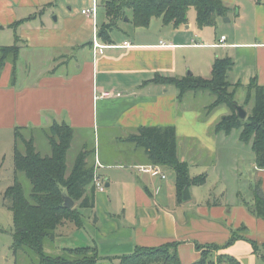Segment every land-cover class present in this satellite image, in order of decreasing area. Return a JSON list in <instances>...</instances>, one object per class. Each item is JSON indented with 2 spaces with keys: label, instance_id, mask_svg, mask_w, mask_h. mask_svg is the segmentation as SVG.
Segmentation results:
<instances>
[{
  "label": "crops",
  "instance_id": "1",
  "mask_svg": "<svg viewBox=\"0 0 264 264\" xmlns=\"http://www.w3.org/2000/svg\"><path fill=\"white\" fill-rule=\"evenodd\" d=\"M223 1L234 13L230 10L229 22L222 18L215 28L199 29L190 19L187 26L179 28L159 21L156 29L134 32V38L119 28L122 33H110L112 44L98 37L102 47L95 48L87 32L91 28L93 35L92 18L58 14V0H0V47L14 45L17 36L20 40L15 73L11 60L0 69V129L47 127L62 119L73 127L74 138L77 129L91 130L95 140L98 136L101 141L104 135L111 144L108 153L118 152L117 158L128 152L138 155L126 161L112 159L101 145L97 151L83 143L82 151L90 152L88 160L105 181L106 190L95 193L93 208L81 209L86 212H82L84 225L78 229L87 236V245L97 247L102 257L129 254L136 246L171 242L180 243L182 264L201 258L197 245L220 247L213 253L214 261L228 255L241 264H259L264 257L243 239L226 246L233 230L247 229L249 234L241 237L264 246V220L252 215L239 199V179H243L245 168L249 171L252 166L257 173L252 171L253 177L260 178L264 190V170L257 168L255 156L251 160L244 154L248 151L240 141L241 132L238 137L233 135L236 129L230 135L215 133L214 126L224 113L214 115V110L205 121L201 112L187 109L186 96L182 102L177 100L174 87L151 82L158 74L185 77V69L193 66L183 52L196 49L212 52L210 70L216 58L231 57L235 65L228 78L232 83L246 87L256 79L264 86V0ZM104 19L107 23V15ZM232 22L233 29L222 27ZM242 25L246 28L241 29ZM222 37V46H215ZM194 38L201 40L195 43ZM126 42L131 46L123 47ZM22 67H35L34 75H28L26 81L20 79ZM200 71L193 69L192 75L205 77V71ZM103 93L109 95L103 97ZM143 127H175L178 156L188 163L190 176L206 175V183L210 178L211 185L218 180L230 184L218 189L221 198L215 197L213 188L201 197L192 186L191 198L184 201L182 196L180 200L172 169L161 167L165 179L156 172H140L138 167L156 165L149 163L144 149L135 143L125 144ZM186 146L193 149V156L181 152ZM195 156L203 162L191 159ZM207 156L212 160L204 164ZM196 165L202 166L193 176L191 167Z\"/></svg>",
  "mask_w": 264,
  "mask_h": 264
},
{
  "label": "trees",
  "instance_id": "2",
  "mask_svg": "<svg viewBox=\"0 0 264 264\" xmlns=\"http://www.w3.org/2000/svg\"><path fill=\"white\" fill-rule=\"evenodd\" d=\"M101 2L108 22L98 28V37L109 44L113 43L110 33L118 28L119 21L125 18L127 9L133 12L130 22L135 28L149 27L154 18H160L165 25L179 28L189 24L188 13L194 8L199 29L215 28L219 20L226 18L231 10L223 0H101ZM257 2L261 3V0ZM18 24L19 22L12 27ZM19 41L17 36L14 45L0 47V69L11 60L15 73L20 52ZM234 65L231 57L216 58L209 79L194 75L177 78L158 74L151 82L174 87L179 102H182L189 92L212 93L216 99L208 106V111L213 112L221 106H226L230 111L214 126V132L230 135L233 130L241 129L240 141L252 144L256 166L264 170V86L258 84L256 79L246 87L240 83H231L228 76ZM231 87L232 91L229 90ZM240 89L247 91L244 105L241 107L245 108V105L254 100L253 109L245 120L241 119L237 112L239 104L235 96ZM27 129L29 127L15 128V183L5 193V200L10 202V209L13 212L15 254L19 248L29 247L38 257L37 264H97L101 259L108 260L110 264H182L178 242L156 247L136 246L132 253L113 257H102L97 247L88 245L66 248L63 256L47 254L45 244L56 238L57 230L65 222H72L77 228H82L84 222L81 209L95 206L97 192L94 185L95 166L88 160L90 152L82 151L70 174L67 175V157L72 148L74 129L66 122L55 121L43 129L51 146V154L47 156H43L37 150L33 137L25 136L24 132ZM127 141L144 149L151 165L167 167L175 172L180 200L186 188L206 183V175L192 178L188 163L180 160L175 127H143ZM20 173L25 174L31 183L32 191L29 198L26 197L24 187L19 182ZM252 191L254 199L252 207L241 195L240 202L248 207L251 213L264 220V192L261 181L252 186ZM65 193L75 202L72 209L64 206ZM239 239L250 242L255 252L259 253L260 247L257 243L239 236L237 230L232 231V237L226 246ZM196 249L201 251V258L193 264H241L228 255H220L216 261L212 260L213 251L220 249L218 246L197 245Z\"/></svg>",
  "mask_w": 264,
  "mask_h": 264
},
{
  "label": "rangeland",
  "instance_id": "3",
  "mask_svg": "<svg viewBox=\"0 0 264 264\" xmlns=\"http://www.w3.org/2000/svg\"><path fill=\"white\" fill-rule=\"evenodd\" d=\"M93 0H58L57 4V13H62V12H68L69 14L73 15L75 18H79L80 15H82V9L88 6H90L91 2ZM243 1V0H240ZM102 2L99 0L98 4V12H99V17H97V24L99 27H101L104 23V18L106 17V12L105 8L101 5ZM234 9V7H233ZM232 13H234V10H231ZM230 12V13H231ZM133 18V12L131 9L126 10V15L125 18L119 21L118 28L115 29L116 33H122L119 28L123 29V32L130 33V37L134 38L133 33L136 31H139V33H143L149 29L153 30L156 29L158 24L161 23L159 21L160 18H155L154 22L151 24L149 28H135L133 24L130 22ZM188 18L192 22H196V10L192 8L189 13H188ZM235 18V16H234ZM232 23H227L225 26L226 29L230 30L233 29L235 24ZM224 25V24H223ZM250 24H247V29ZM166 27V26H165ZM172 27V26H171ZM169 29H172V28ZM240 27V26H239ZM246 28V25H242L241 29ZM225 28H223L224 31ZM240 30V28H237ZM87 32L90 34L91 39L93 40L92 35V29L90 28L87 30ZM132 33V34H131ZM138 33V32H137ZM199 38H194L196 40L195 43H198ZM211 51L210 50H196V49H191V50H185L183 54L185 57H187L188 62L192 64L193 67L186 68L185 69V76H187L190 72H202V70L205 71V76L204 78H211V70H210V57H211ZM75 54L76 51H75ZM38 68V67H36ZM193 68V69H192ZM34 69L35 67H22L20 69V79L21 81H26V78L28 75H34ZM39 69V68H38ZM232 83V82H231ZM232 91L231 89H229ZM246 93L247 91L245 89H240L238 90L235 99L239 106L244 105V101L246 99ZM215 96L206 91H201V92H189L186 95L185 99V105L190 112H201L202 119L203 120H208L209 114L211 115V112L208 111V106L212 104L215 101ZM254 106V100L251 101L249 105H245V110L248 111V114L251 113L252 109ZM214 115H219V114H225L228 115L230 113L229 109L226 106H221L218 109L215 110ZM59 123H62L64 121L57 120ZM67 124L71 125L68 121H65ZM50 125L47 127H34V126H29V129L25 130L24 134L28 138L33 137L35 139V144L37 147V150L43 155L47 156L51 154V146L49 143V139L46 136V132L43 130L45 128H48ZM241 132V129H236L234 131V137H238ZM239 133V134H238ZM87 143V149L89 150H95V147L97 151L99 150V145L102 146L104 149V153L107 156H110L112 159H124L125 161L128 159H131V156L137 155L136 153H131L130 152L126 153L123 155L122 158H117V153L109 152V149L111 147V144L107 143L105 141L104 135L102 134L101 141L99 140L97 136V140H95V136L93 131L91 130H81L77 129L75 131V138L72 142V148L68 153L67 157V175L70 174L72 168L74 167V164L80 155L82 153V147L83 143ZM133 142H126V146L129 147ZM244 148L247 149L244 152L248 153L250 155V159L252 160V157L255 156V153L252 148V144H244ZM14 146H15V130L13 129H0V264H37L38 263V257L36 256L35 252L30 249L29 247H21L18 249L17 253L15 254L14 251V233H15V225L13 221V212L10 209V202L8 200H5V193L9 187L14 185L15 183V163H14ZM189 146H186L185 149H183L181 152L187 153V156H193L195 152L192 150H189ZM180 152V153H181ZM116 155V156H115ZM119 155V154H118ZM120 156V155H119ZM138 156V155H137ZM136 157V156H135ZM188 157V158H189ZM191 159L197 160L199 163H202L203 161H199V157H191ZM205 162L204 164H209L212 160L210 156H207L205 159H203ZM196 161V162H197ZM250 163L253 161H249ZM198 163V164H199ZM202 166V165H201ZM200 165H196L191 167V174L195 176L196 170L201 167ZM165 169L171 170L170 168ZM173 171V170H172ZM257 175V173L254 171V169H251L249 171H244L243 174V179H239V185L241 186V192L243 199H245L249 206L252 207L254 204V199H253V191H252V186H254L258 181L259 177H253V173ZM206 174V173H205ZM19 182L23 185L26 197H30L32 187L29 179L26 177L25 174L20 173L18 176ZM215 186V187H213ZM224 186H230L228 182H223L220 180L217 181L215 185H211L210 178L208 182L204 186H193L194 191L199 192V196L201 197L209 194L210 188H213V191L216 193L215 197L221 198V195L219 194L220 191H218L219 188H223ZM262 187V183H261ZM229 190V189H228ZM263 190V188H262ZM264 192V190H263ZM229 195V191L227 196ZM224 196V195H223ZM222 200V199H221ZM248 210L249 208L246 207ZM82 212H86V210H82ZM251 213V211L249 210ZM254 215L253 213H251ZM256 216V215H254ZM258 217V216H256ZM259 218V217H258ZM238 235L239 236H247L249 234L248 229L247 230H238ZM88 238L84 234V231L81 229H78L74 223L72 222H65L63 226H61L56 233V238L53 241H47L45 244V252L49 255L52 256H63L64 254V249L66 248H76L80 246H86L88 244L87 242ZM215 253V251H213ZM16 255V256H15ZM259 255L262 257L264 256V247L260 246V251ZM97 264H110V262L106 259H101ZM259 264H264V259L262 258L259 261Z\"/></svg>",
  "mask_w": 264,
  "mask_h": 264
},
{
  "label": "built area",
  "instance_id": "4",
  "mask_svg": "<svg viewBox=\"0 0 264 264\" xmlns=\"http://www.w3.org/2000/svg\"><path fill=\"white\" fill-rule=\"evenodd\" d=\"M97 12H98V4L97 0H94L93 7L87 10H83L82 14L91 17L93 20V44L95 48H101V44L98 41V25H97ZM225 41V37H222L220 39V42L218 45H215L217 47H221L222 44ZM131 45L129 43H125L123 47H130ZM109 93H103L102 96L106 97L108 96ZM117 96H121V93H118ZM97 164H99V161H97ZM138 170L142 173H152L156 172L162 175L163 179H165V175L163 171L161 170L160 166H141L138 167ZM94 185L96 186V191L97 192H104L106 190V184L105 181L95 172L94 175Z\"/></svg>",
  "mask_w": 264,
  "mask_h": 264
},
{
  "label": "water",
  "instance_id": "5",
  "mask_svg": "<svg viewBox=\"0 0 264 264\" xmlns=\"http://www.w3.org/2000/svg\"><path fill=\"white\" fill-rule=\"evenodd\" d=\"M225 20L229 22L228 18H225ZM191 75L192 73L190 72L187 76H191ZM237 112L241 119L245 120L247 118V112L243 107L237 106ZM190 198H191L190 190L189 188H186L183 194V200L187 201ZM63 199H64V206L67 207L68 209H72L75 206V202L73 201V199L67 196L66 193L63 195Z\"/></svg>",
  "mask_w": 264,
  "mask_h": 264
}]
</instances>
